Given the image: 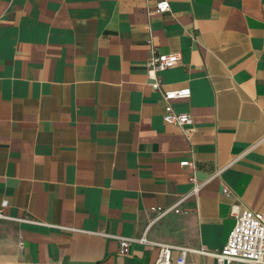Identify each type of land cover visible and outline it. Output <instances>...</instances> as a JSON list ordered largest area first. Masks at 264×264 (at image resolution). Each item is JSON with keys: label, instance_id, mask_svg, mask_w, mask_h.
I'll return each mask as SVG.
<instances>
[{"label": "crops", "instance_id": "0c3cea01", "mask_svg": "<svg viewBox=\"0 0 264 264\" xmlns=\"http://www.w3.org/2000/svg\"><path fill=\"white\" fill-rule=\"evenodd\" d=\"M160 1L0 0V264H156L264 215V0ZM171 53L183 130L147 72Z\"/></svg>", "mask_w": 264, "mask_h": 264}, {"label": "built area", "instance_id": "2783aa9c", "mask_svg": "<svg viewBox=\"0 0 264 264\" xmlns=\"http://www.w3.org/2000/svg\"><path fill=\"white\" fill-rule=\"evenodd\" d=\"M170 10V3L167 0H162L157 3L155 12L161 15L170 12ZM182 59V53H171L155 55L147 63L148 78L152 81L151 86L167 103L163 121L167 125L177 127L181 130L186 127H192L194 120L188 114L177 113L172 105L175 101L190 99L192 91L189 88L164 91L161 86L159 75L178 65ZM181 164L182 167L189 168L193 171L191 182L195 185L194 193H197L201 185L196 182L194 163L185 161ZM221 172L222 171L219 173ZM223 192L226 197H232V191L229 189H224ZM174 210L176 209L174 208ZM167 212L169 211L162 213L161 216H164ZM176 213H179V211H176ZM232 214L236 220L235 227L221 251L214 253H209L206 250L194 252L188 249H176L172 246L159 245L161 253L156 264H185V257L191 252L212 257L216 264H264V215L248 210L242 212L234 210ZM119 241L122 255H128L130 253V247L133 244H149L145 237L132 240L119 238ZM174 250L180 251V256L176 263L172 261V253Z\"/></svg>", "mask_w": 264, "mask_h": 264}]
</instances>
